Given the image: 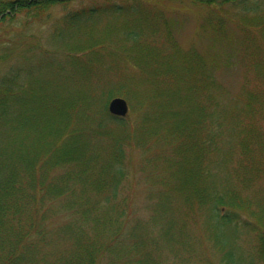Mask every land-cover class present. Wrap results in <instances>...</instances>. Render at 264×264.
Here are the masks:
<instances>
[{"label": "trees", "instance_id": "obj_1", "mask_svg": "<svg viewBox=\"0 0 264 264\" xmlns=\"http://www.w3.org/2000/svg\"><path fill=\"white\" fill-rule=\"evenodd\" d=\"M72 1L0 0V39L20 15L40 21ZM194 1L244 6L250 23L263 21L264 34V2ZM151 15L161 14L142 0H95L66 11L51 34L67 46L30 63L13 46L16 35L0 40V62L14 55L0 74V264H160L165 250L189 264L199 260L189 219L200 217L220 251L232 229L263 231L256 184L264 176V50L246 39L244 83L234 92L205 53L183 54L173 43L162 52L147 38L156 32ZM35 70L43 84H31L44 89L25 94L22 78ZM116 96L138 114H109ZM148 143L163 148L148 156V170L147 160L134 165L152 190L148 214L130 218V158L134 149L149 153ZM222 264L235 258L225 252Z\"/></svg>", "mask_w": 264, "mask_h": 264}, {"label": "rangeland", "instance_id": "obj_2", "mask_svg": "<svg viewBox=\"0 0 264 264\" xmlns=\"http://www.w3.org/2000/svg\"><path fill=\"white\" fill-rule=\"evenodd\" d=\"M95 0H73L69 4L63 6H55L49 11L47 18L40 21H33L27 23L23 16H19L17 20L11 22L7 27H4L2 31V37L5 40H10L16 35V45L20 52H23L30 63L34 55H47V51L50 53L56 50L55 46L66 47L63 43L57 41L51 34L52 25L57 19L61 17L66 11L79 9L84 5H88ZM145 2L146 8L150 12L160 13L157 18L151 15L149 23L154 25L155 29L151 32L147 38H153L159 42V47L162 52H168L173 43L176 50L186 54L190 50H198L205 53L207 56L206 62L210 68H217L218 78L226 85V87L232 88L234 92H237L239 86L244 80L245 70L241 66V61L245 59L243 51L246 50V39L252 37L256 39L255 46L259 51L264 50V34L262 33L263 21L255 20L250 23L249 15L252 13L246 12L247 19L244 23L239 22L240 17L246 13L244 12V6H237L236 4H200L194 0H142ZM256 2L264 0H254ZM63 7V8H62ZM119 19V17H118ZM154 21V22H153ZM248 22V23H247ZM252 24V25H250ZM105 25V24H104ZM104 25L100 26L99 33H103ZM148 29V28H147ZM53 30V29H52ZM169 31L170 38L167 37L166 31ZM147 31V30H146ZM152 33H155L152 37ZM0 39V40H4ZM151 42L155 43L153 40ZM156 44V43H155ZM165 48V49H163ZM23 54V55H24ZM11 55L6 61L0 62V74L7 73V70L14 66V61ZM11 59V60H10ZM22 61V60H21ZM24 63V60H23ZM208 67V68H209ZM128 66L127 72H135ZM37 70L29 78H22L24 83L25 94L29 92V87L34 86V83H42L43 80L36 77ZM30 81V83L26 82ZM114 83V82H113ZM244 83V82H243ZM51 85V84H49ZM47 88V87H46ZM42 85L38 84L34 86L32 91L43 90ZM49 94L52 91L48 89ZM98 88L92 87L89 89L91 96L97 97L96 93ZM134 109V111H133ZM138 114L133 104H129V116L133 117ZM133 119V118H132ZM149 153L143 152L137 149L132 151V157L130 163L132 169L128 174V180L126 182V193L128 197L127 212L130 211L129 216L147 215V212H143L145 205L147 204V195L152 191L150 185L146 182L144 174L139 172V167H134L142 160H147L150 163L147 170L151 168L152 160L148 158L150 155H157L163 150L159 144L148 143ZM152 152V154H151ZM143 176V179H142ZM146 182V183H145ZM258 190L262 191L264 196V176L261 177L256 184ZM246 190V194H247ZM147 211L149 209L147 208ZM238 213H242L239 211ZM126 214V210H125ZM243 215V214H241ZM198 216V215H197ZM261 229V227H260ZM188 230L191 233L193 245H194V257H189L191 260L189 264H222L225 252L232 254V259L235 258L236 264H264L262 260V240L261 236L263 231L252 230L250 226L243 228L242 230L232 229L224 240H228L226 248L220 251V248L207 240L204 233L203 226L200 225V217L188 220ZM191 240V241H192ZM103 264H111L110 260H105ZM160 264H177L176 260L172 258L169 251L165 250L163 255V262Z\"/></svg>", "mask_w": 264, "mask_h": 264}, {"label": "water", "instance_id": "obj_3", "mask_svg": "<svg viewBox=\"0 0 264 264\" xmlns=\"http://www.w3.org/2000/svg\"><path fill=\"white\" fill-rule=\"evenodd\" d=\"M127 103L124 99L120 97L113 98L108 104V111L117 116H125L128 109ZM264 237V236H263ZM264 249V238L262 240Z\"/></svg>", "mask_w": 264, "mask_h": 264}, {"label": "bare ground", "instance_id": "obj_4", "mask_svg": "<svg viewBox=\"0 0 264 264\" xmlns=\"http://www.w3.org/2000/svg\"><path fill=\"white\" fill-rule=\"evenodd\" d=\"M120 55H122L121 53H120ZM116 97H119V96H116ZM116 97H113V98H116ZM113 98H111L109 101H108V104H109V102L113 99ZM120 98H122V99H124L125 101H126V103H127V109H128V111H127V113H126V115L125 116H127L128 114H129V103L127 102V100L125 99V98H123V97H120ZM108 104H107V111H108ZM109 112V111H108ZM109 114H111L110 112H109ZM111 115H113V114H111ZM113 116H117V115H113ZM125 116H117V117H125ZM263 236H264V234H263ZM263 236H261V240H263Z\"/></svg>", "mask_w": 264, "mask_h": 264}]
</instances>
